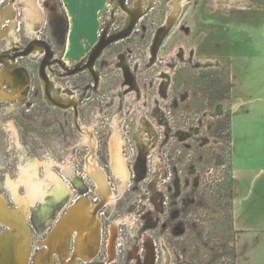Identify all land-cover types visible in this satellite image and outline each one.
I'll list each match as a JSON object with an SVG mask.
<instances>
[{
    "label": "rangeland",
    "instance_id": "1",
    "mask_svg": "<svg viewBox=\"0 0 264 264\" xmlns=\"http://www.w3.org/2000/svg\"><path fill=\"white\" fill-rule=\"evenodd\" d=\"M181 1L110 0L97 42L132 24L130 34L70 75L97 42L68 52L56 0L41 11L0 0L14 10L0 19V194L13 209L16 194L33 201L28 264L41 252L63 264L65 245L51 252L47 240L81 200L100 218L99 240L86 234L79 248L72 231L70 261L236 264L233 128L251 111L264 118V0H184L179 14ZM43 39L55 52L44 74Z\"/></svg>",
    "mask_w": 264,
    "mask_h": 264
},
{
    "label": "crops",
    "instance_id": "2",
    "mask_svg": "<svg viewBox=\"0 0 264 264\" xmlns=\"http://www.w3.org/2000/svg\"><path fill=\"white\" fill-rule=\"evenodd\" d=\"M56 1L67 24L65 47L68 52L91 49L99 39L101 14L110 0ZM254 114L251 111L248 117L240 115L233 128L236 264H264V118L260 114L255 123ZM237 133L243 137L238 139Z\"/></svg>",
    "mask_w": 264,
    "mask_h": 264
},
{
    "label": "bare ground",
    "instance_id": "3",
    "mask_svg": "<svg viewBox=\"0 0 264 264\" xmlns=\"http://www.w3.org/2000/svg\"><path fill=\"white\" fill-rule=\"evenodd\" d=\"M27 2L28 4L32 5L31 7H36V9L38 8V11L42 10V7L40 5V0H27ZM150 2H153V0H150ZM183 6H184V0H182L179 3V7L177 9V12L179 14L182 11ZM30 10L31 12L34 11V9L32 8H30ZM13 11L14 10H11L10 7L3 9L2 11H0V19L2 20L3 15H4V17H10L12 18V20H14ZM139 12H140V8L138 6L135 9H128V13L133 19L137 17ZM107 37L109 36L106 35V38ZM34 44L35 43H31L27 47L31 49L30 52L37 50V47H35ZM24 50H22L21 53ZM54 54L55 52H53V55ZM44 55L46 56V58L49 57L47 56V51L44 53ZM85 61L86 60H84L81 64L85 63ZM119 165L121 167L120 166L118 167H120V169H122L123 171L125 170V174L127 175V169L125 167L124 161L121 160V162H119ZM25 169L27 170V168ZM29 177H32V175L31 176L29 175ZM96 180L99 183L100 195L102 196L103 200L111 199V196H113V193L109 191V188L106 185L103 175L98 173ZM26 183L28 184V181ZM59 187L61 188V186ZM15 198L19 203L22 204L23 210L10 208L7 205L4 197L0 194V220L6 223L7 225H9V228L0 234V264H28L30 260V254L32 251V233H31L30 226L27 222V218H26L27 212L25 211V209H28L30 206V203H32L33 201L30 202L28 198L21 197L19 194H16ZM89 204L90 203L86 200H81L79 203L75 204L71 208L69 215L63 219V221L58 225L57 229L51 234L50 238L47 240V242L49 243V248L51 252L56 251L58 246H60L62 243L65 245V248H66L65 253L61 254L63 264H77V261L75 259H72L70 261L68 260L66 256L68 255L67 252H68L69 245H70V238H71L72 231L75 230L79 235L78 242H77V244H79V248L83 242V239L86 237V234L89 235V238L94 243L98 244L99 234H100L99 233L100 218L98 217L96 213L91 212L92 205H89ZM111 231H114V230H111ZM113 237L114 236H112V239H111L112 244L114 241ZM35 264H55V263L53 260L45 259L43 257V253L41 252L37 257ZM86 264H104V263L100 261H90V262H87Z\"/></svg>",
    "mask_w": 264,
    "mask_h": 264
},
{
    "label": "water",
    "instance_id": "4",
    "mask_svg": "<svg viewBox=\"0 0 264 264\" xmlns=\"http://www.w3.org/2000/svg\"><path fill=\"white\" fill-rule=\"evenodd\" d=\"M131 28H132V24H130L129 28H127L126 30L120 31L119 33H116L107 38L105 36H102L105 33V31H103V33L101 34L100 40L97 42V44L92 49L85 63L79 64L75 66L74 68L69 69L68 73L71 75V74H75L80 71H83L85 69H88L90 67H94L95 63L100 58L101 53L112 43L116 42L117 40L127 37L130 34ZM39 44L43 45L46 48L47 56L49 57L53 56V51L50 49L49 44L44 39ZM30 51L31 49L27 48L21 54H28ZM47 63L48 61H47V58L45 57L44 63L42 64V67H41L42 74H44V68Z\"/></svg>",
    "mask_w": 264,
    "mask_h": 264
},
{
    "label": "flooded vegetation",
    "instance_id": "5",
    "mask_svg": "<svg viewBox=\"0 0 264 264\" xmlns=\"http://www.w3.org/2000/svg\"><path fill=\"white\" fill-rule=\"evenodd\" d=\"M109 239H110V237H109ZM109 239H108V241H109ZM107 241V245H106V258H107V261L106 262H108L109 261V258H108V255H109V252H108V244H109V242ZM102 245V244H101ZM101 247V246H100ZM167 248V247H166ZM100 252H101V248H100V250H99V252L97 253V255L96 256H98L99 254H100ZM96 256H94V258H93V260H95V258H96ZM97 261H99V260H97ZM116 261V260H115ZM114 261V262H115ZM101 262V261H100ZM102 263H104L103 261H102ZM113 263V262H112ZM78 264V263H77ZM105 264V263H104Z\"/></svg>",
    "mask_w": 264,
    "mask_h": 264
}]
</instances>
